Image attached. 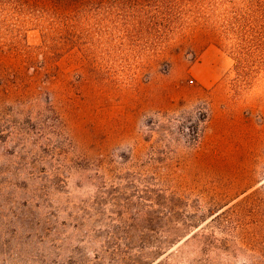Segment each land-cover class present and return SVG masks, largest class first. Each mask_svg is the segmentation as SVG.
<instances>
[{"label": "rangeland", "instance_id": "obj_1", "mask_svg": "<svg viewBox=\"0 0 264 264\" xmlns=\"http://www.w3.org/2000/svg\"><path fill=\"white\" fill-rule=\"evenodd\" d=\"M257 2L0 0V264H264Z\"/></svg>", "mask_w": 264, "mask_h": 264}, {"label": "trees", "instance_id": "obj_2", "mask_svg": "<svg viewBox=\"0 0 264 264\" xmlns=\"http://www.w3.org/2000/svg\"><path fill=\"white\" fill-rule=\"evenodd\" d=\"M255 5L254 11L245 13V25L240 42L236 45V53L240 57L264 59V0H259Z\"/></svg>", "mask_w": 264, "mask_h": 264}]
</instances>
